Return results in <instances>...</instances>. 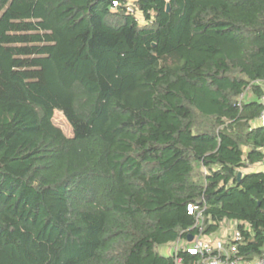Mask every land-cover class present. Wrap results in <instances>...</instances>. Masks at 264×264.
Here are the masks:
<instances>
[{
    "label": "trees",
    "instance_id": "trees-1",
    "mask_svg": "<svg viewBox=\"0 0 264 264\" xmlns=\"http://www.w3.org/2000/svg\"><path fill=\"white\" fill-rule=\"evenodd\" d=\"M133 5L0 0V264H196L192 204L264 256V0Z\"/></svg>",
    "mask_w": 264,
    "mask_h": 264
},
{
    "label": "built area",
    "instance_id": "built-area-1",
    "mask_svg": "<svg viewBox=\"0 0 264 264\" xmlns=\"http://www.w3.org/2000/svg\"><path fill=\"white\" fill-rule=\"evenodd\" d=\"M133 2L134 0H127L128 12L135 14L141 20ZM118 6V2H113V10H116ZM261 101L264 104V90ZM254 124L264 125V111ZM258 164H264V159ZM205 210L206 208L199 204H192L188 208L189 214L196 219L195 228L198 229V232L194 235L192 242L184 243V247L188 253L198 257L196 264H264V256L251 261L238 256V245L242 243V233L238 229L237 222L231 221L233 229L229 234L217 237L214 233L206 234ZM181 242L175 243L174 253L182 248L180 247Z\"/></svg>",
    "mask_w": 264,
    "mask_h": 264
},
{
    "label": "crops",
    "instance_id": "crops-1",
    "mask_svg": "<svg viewBox=\"0 0 264 264\" xmlns=\"http://www.w3.org/2000/svg\"><path fill=\"white\" fill-rule=\"evenodd\" d=\"M246 171H264V164H255L253 166H250L249 168L246 169ZM232 222L231 221H225L224 223H222L220 229L214 233L215 236H223L226 234H229L232 231ZM164 250L163 254L165 255H171L175 252V243L171 244L169 246H165L163 248H161ZM178 264H182L180 262H178Z\"/></svg>",
    "mask_w": 264,
    "mask_h": 264
},
{
    "label": "rangeland",
    "instance_id": "rangeland-1",
    "mask_svg": "<svg viewBox=\"0 0 264 264\" xmlns=\"http://www.w3.org/2000/svg\"><path fill=\"white\" fill-rule=\"evenodd\" d=\"M54 122L56 125H58L60 128H62V130L64 131V133L67 136H72L73 135V129L72 126L70 125L69 121L66 119V117L63 115L62 112L56 110L55 111V115H54ZM184 241H182L180 243V247H184ZM160 252L163 253L164 250L160 249Z\"/></svg>",
    "mask_w": 264,
    "mask_h": 264
},
{
    "label": "water",
    "instance_id": "water-1",
    "mask_svg": "<svg viewBox=\"0 0 264 264\" xmlns=\"http://www.w3.org/2000/svg\"><path fill=\"white\" fill-rule=\"evenodd\" d=\"M168 9H170V5H168ZM242 172H240L239 174H238V176H239V178H241L242 177ZM193 238H194V236H190L189 237V242H192L193 241Z\"/></svg>",
    "mask_w": 264,
    "mask_h": 264
}]
</instances>
